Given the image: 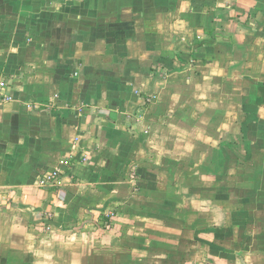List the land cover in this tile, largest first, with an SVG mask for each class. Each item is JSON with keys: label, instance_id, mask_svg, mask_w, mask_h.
I'll use <instances>...</instances> for the list:
<instances>
[{"label": "crops", "instance_id": "0c3cea01", "mask_svg": "<svg viewBox=\"0 0 264 264\" xmlns=\"http://www.w3.org/2000/svg\"><path fill=\"white\" fill-rule=\"evenodd\" d=\"M0 77V264H264V0H0Z\"/></svg>", "mask_w": 264, "mask_h": 264}, {"label": "built area", "instance_id": "2783aa9c", "mask_svg": "<svg viewBox=\"0 0 264 264\" xmlns=\"http://www.w3.org/2000/svg\"><path fill=\"white\" fill-rule=\"evenodd\" d=\"M8 82L0 77V96H2L3 101H9L12 99V96L7 93ZM29 107H32L29 105ZM87 157L85 160L87 161ZM72 165L71 160L65 159L62 161V168H56L50 172L43 174L39 180L38 184L40 186L50 188V187H61L63 186V173L66 168ZM64 167V168H63Z\"/></svg>", "mask_w": 264, "mask_h": 264}, {"label": "rangeland", "instance_id": "374dc122", "mask_svg": "<svg viewBox=\"0 0 264 264\" xmlns=\"http://www.w3.org/2000/svg\"><path fill=\"white\" fill-rule=\"evenodd\" d=\"M36 241L38 242L39 241V239L38 238H36ZM69 244V243H68ZM79 250H81V249H79ZM78 254H82V252H79ZM51 258H53V256L55 257V255L57 256L58 255V253H55V255H54V253L53 254H48ZM58 256L60 257V258H58ZM57 256V261H58V263L57 264H60V262L59 261H61L60 259H61V257H64L63 255L62 256H60V254ZM48 257V256H47ZM82 257V256H81ZM87 262H90V249L89 250H87V253L84 255V257L82 258V260L80 259V264H87ZM65 264H70V263H68V261L65 263Z\"/></svg>", "mask_w": 264, "mask_h": 264}, {"label": "trees", "instance_id": "16d2710c", "mask_svg": "<svg viewBox=\"0 0 264 264\" xmlns=\"http://www.w3.org/2000/svg\"><path fill=\"white\" fill-rule=\"evenodd\" d=\"M159 63L163 66V68H170L173 69V65L170 64L172 63L171 60L167 59V58H160Z\"/></svg>", "mask_w": 264, "mask_h": 264}]
</instances>
